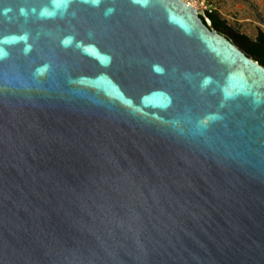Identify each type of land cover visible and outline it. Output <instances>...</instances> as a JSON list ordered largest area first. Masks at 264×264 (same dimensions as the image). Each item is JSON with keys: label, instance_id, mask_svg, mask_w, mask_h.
Here are the masks:
<instances>
[{"label": "water", "instance_id": "water-1", "mask_svg": "<svg viewBox=\"0 0 264 264\" xmlns=\"http://www.w3.org/2000/svg\"><path fill=\"white\" fill-rule=\"evenodd\" d=\"M202 16L0 0V264H264V66Z\"/></svg>", "mask_w": 264, "mask_h": 264}, {"label": "rangeland", "instance_id": "rangeland-1", "mask_svg": "<svg viewBox=\"0 0 264 264\" xmlns=\"http://www.w3.org/2000/svg\"><path fill=\"white\" fill-rule=\"evenodd\" d=\"M227 25L239 34L254 39L264 32V0H208ZM203 13V12H202ZM205 13H203V16ZM209 24V20H206Z\"/></svg>", "mask_w": 264, "mask_h": 264}, {"label": "trees", "instance_id": "trees-1", "mask_svg": "<svg viewBox=\"0 0 264 264\" xmlns=\"http://www.w3.org/2000/svg\"><path fill=\"white\" fill-rule=\"evenodd\" d=\"M204 24L215 29L218 33L224 35L230 42L236 45L247 56L264 66V32L258 31L254 39L246 35L239 34L227 25L226 20L222 19L216 11L206 12L201 17ZM206 19L209 20V24Z\"/></svg>", "mask_w": 264, "mask_h": 264}, {"label": "built area", "instance_id": "built-area-1", "mask_svg": "<svg viewBox=\"0 0 264 264\" xmlns=\"http://www.w3.org/2000/svg\"><path fill=\"white\" fill-rule=\"evenodd\" d=\"M186 4L192 6L195 9H199L203 13L212 12L213 6L208 0H182Z\"/></svg>", "mask_w": 264, "mask_h": 264}]
</instances>
